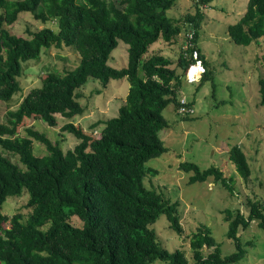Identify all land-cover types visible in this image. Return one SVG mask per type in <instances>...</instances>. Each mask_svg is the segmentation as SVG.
Returning <instances> with one entry per match:
<instances>
[{
	"label": "trees",
	"instance_id": "1",
	"mask_svg": "<svg viewBox=\"0 0 264 264\" xmlns=\"http://www.w3.org/2000/svg\"><path fill=\"white\" fill-rule=\"evenodd\" d=\"M212 2L198 0L195 14L178 21L186 25L187 36L174 64L160 54L146 55L159 39L171 44L181 35V25L167 17L175 0H0V102L9 103L21 92L23 64L38 61L44 50L66 47L79 56L71 71L44 73L41 86L7 113V124H0V264H238L247 256L246 246L252 243L242 242L238 233L253 222L264 230L263 202L249 199L248 216L225 211L233 254L224 256L212 230L202 227L190 238L188 258L182 249H165L152 227L165 216L170 229L183 235L178 203L145 186L152 173L146 164L169 152L160 137L169 127L165 109L173 103L178 112L185 76L197 62L205 69L201 84L211 74L198 32L203 8ZM23 13L43 24L56 22L58 32L43 28L29 31L28 38L12 34L8 27ZM228 34L239 46L259 43L264 38V0H249ZM119 41L128 46V64L115 69L108 62ZM91 79L103 88L112 80L130 83L118 116L92 125L94 130L104 124L99 136L67 123L63 132L79 143L65 152L59 142L32 127L25 137L20 135L26 120L54 128L57 115L69 120L81 116L80 91ZM259 85L264 107V79ZM188 106L193 108L189 101ZM35 142L45 146L46 155L35 154ZM5 153L18 157L20 165ZM229 158L241 177L250 178L252 170L240 146L230 150ZM179 169L190 174V185L214 178L232 190V179L215 166L202 170L183 162ZM24 191L28 217L7 216L3 208L8 198L21 197Z\"/></svg>",
	"mask_w": 264,
	"mask_h": 264
},
{
	"label": "rangeland",
	"instance_id": "2",
	"mask_svg": "<svg viewBox=\"0 0 264 264\" xmlns=\"http://www.w3.org/2000/svg\"><path fill=\"white\" fill-rule=\"evenodd\" d=\"M197 1L175 0L167 17L178 22L186 15L195 14ZM248 1L214 0L203 8L205 17L198 32V46L208 62L211 74L202 84L203 73L193 83H189L185 76L179 96L193 104L194 113L181 115L173 103L165 109L163 115L169 127L160 133V137L169 152L146 164L152 173L148 174L145 186L161 193L171 204L178 203L184 234L180 236L172 231L165 216L152 227L165 249L171 252L182 249L188 258L192 256L190 238L202 227L212 230L224 256L233 254L235 246L227 238L225 211L239 210L248 216L249 199L264 203V107L260 103L259 85L260 79H264V38L259 43L239 46L230 40L228 34V27L236 24L246 12ZM178 23L183 31L177 42L169 44L159 39L149 47L147 57L160 54L176 64L187 36L186 25L184 27ZM43 28L58 32L56 22L43 24L28 13L21 14L18 21L8 27L12 34L25 38L29 37V31L36 32ZM78 64V54L66 47L44 50L38 61L23 64V74L19 78L21 92L9 103L0 102V124H7V113L16 110L31 90L41 86L44 73H64L75 69ZM108 64L115 69L127 66L128 46L124 42L119 41ZM129 88L127 79L112 80L107 88L91 79L80 91V103L84 108L81 116L69 120L57 115L58 125L54 128L44 122L26 120L19 133L25 137L26 129L32 127L44 133L52 142H59L66 152L79 141L73 135L63 132L62 128L67 123H74L86 132L99 136L104 124L94 130L91 129L92 125L117 117ZM234 146H240L248 158L252 174L247 180L237 173L230 161L229 152ZM34 151L37 156L47 154L45 146L39 142H35ZM5 155L20 165L18 157L8 153ZM183 162L195 163L202 170L212 166L219 168L226 178L232 179V190L217 184L214 178L190 185V174L179 169ZM154 171L159 173L155 175ZM23 193L21 197L8 198L3 208L7 216L20 213L25 219L28 217L29 197L26 191ZM73 223L80 225L77 218L73 219ZM5 227L9 228V225ZM238 236L242 242L252 243L246 246L248 254L238 264H264V230L253 222L247 230L241 229Z\"/></svg>",
	"mask_w": 264,
	"mask_h": 264
},
{
	"label": "built area",
	"instance_id": "3",
	"mask_svg": "<svg viewBox=\"0 0 264 264\" xmlns=\"http://www.w3.org/2000/svg\"><path fill=\"white\" fill-rule=\"evenodd\" d=\"M198 65V67H196ZM196 69V73H192L193 69ZM205 72V69L202 65V63L199 61L197 64L193 67H191L187 73L186 79L189 83L195 82L196 78H201L202 73ZM180 108L178 110V113L181 115H190L194 113V109L188 106V101L186 98H182L180 101Z\"/></svg>",
	"mask_w": 264,
	"mask_h": 264
},
{
	"label": "bare ground",
	"instance_id": "4",
	"mask_svg": "<svg viewBox=\"0 0 264 264\" xmlns=\"http://www.w3.org/2000/svg\"><path fill=\"white\" fill-rule=\"evenodd\" d=\"M196 71H197V70L194 68L193 71H192V73H196Z\"/></svg>",
	"mask_w": 264,
	"mask_h": 264
}]
</instances>
